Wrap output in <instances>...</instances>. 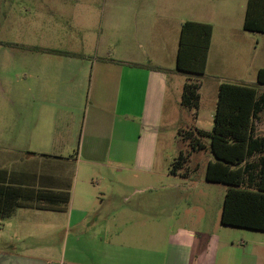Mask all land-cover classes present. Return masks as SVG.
Returning <instances> with one entry per match:
<instances>
[{
    "label": "crops",
    "instance_id": "crops-1",
    "mask_svg": "<svg viewBox=\"0 0 264 264\" xmlns=\"http://www.w3.org/2000/svg\"><path fill=\"white\" fill-rule=\"evenodd\" d=\"M58 1L23 7L34 12V41L8 42L26 48L0 46V186L67 191L69 199L35 200L24 192L13 199L0 213V264H264V234L241 228L227 237L230 226L219 220L222 203L207 222L211 190L205 178L146 181L141 189L129 179L101 198L105 167L115 164L118 173L154 169L148 160L168 72L135 66L145 64L135 58H175L176 65L181 24L208 23L205 70L219 84L244 83L247 71L256 79L264 68V32L243 28L247 0H100L94 10L84 0ZM256 6V19L264 21L263 0ZM58 12L75 13L61 31ZM58 42L81 45H51ZM91 42L94 51H86ZM107 43L118 53L103 51ZM155 187L160 195L133 197Z\"/></svg>",
    "mask_w": 264,
    "mask_h": 264
},
{
    "label": "trees",
    "instance_id": "trees-1",
    "mask_svg": "<svg viewBox=\"0 0 264 264\" xmlns=\"http://www.w3.org/2000/svg\"><path fill=\"white\" fill-rule=\"evenodd\" d=\"M264 2V0H263ZM256 0H247L243 28L264 32V21L256 19ZM211 36V25L196 21H184L179 30L175 69L169 70L148 63L133 65L162 72L185 74L181 104L193 105L197 100V77L205 69ZM0 46L26 48L27 46L0 40ZM31 49L40 48L32 46ZM50 53L82 56L68 51L46 49ZM101 59V58H100ZM256 87L246 83L222 82L218 86L215 110L210 130L194 128L196 136L190 138V149H208L212 160L206 164V180L226 185L220 209V223L230 227L264 232V132L258 133L255 121L264 112V68L256 74ZM207 139L208 143L202 142ZM182 154L175 160L170 173L182 166ZM185 176L186 173H181ZM58 199L67 203L69 193L45 190H24L15 186H0V213L5 214L12 200ZM8 207V208H7Z\"/></svg>",
    "mask_w": 264,
    "mask_h": 264
},
{
    "label": "rangeland",
    "instance_id": "rangeland-1",
    "mask_svg": "<svg viewBox=\"0 0 264 264\" xmlns=\"http://www.w3.org/2000/svg\"><path fill=\"white\" fill-rule=\"evenodd\" d=\"M72 1V0H71ZM204 1V0H203ZM85 3L91 5V10L98 8L100 0H84ZM58 3H63L61 0ZM73 3V2H71ZM33 0H0V40L5 41H34L35 34V18L34 12H24L25 5L32 6ZM102 4V1H101ZM95 14L91 13L90 23L93 26L95 22ZM75 13L73 12H58L56 14L55 22L58 24V30L70 23V18L73 20ZM73 17V18H72ZM185 17L194 18L192 12H186ZM55 47L60 49L77 48L81 44L62 42L53 43ZM116 45L107 43L104 50L110 53H118ZM86 51H94L96 44H85ZM141 57V58H137ZM136 61L143 63H163L168 67L175 68V58L155 59L143 58L139 55ZM151 59V60H150ZM186 75L182 73L169 72L167 81V91L163 106V113L159 124V132L155 145L154 155L149 158L148 162L154 165L153 171H125L118 173L115 169L117 166L112 164L101 170V198H108L109 192L112 191L119 182L131 179L136 180L137 188L141 189L142 182L153 181L154 185H171L173 182L184 179L203 180L205 168L208 160H212V154L208 149L194 150L190 149V138L196 136L194 128H199L196 124L197 119L203 121L204 129H209V123H212V117L215 110V103L217 99L218 84L222 81L220 78L211 76L208 69H204L202 76H198L197 100L193 105L184 106L181 104V94L183 83L187 80ZM242 80L249 86L256 87V79L253 73L247 71L241 75ZM211 121V122H210ZM255 129L260 134L264 132V112L259 113L258 119L255 121ZM207 145L208 140L202 139ZM185 158L182 166L176 169V173H170V169L179 155ZM181 173H186L185 176ZM118 186V185H117ZM211 190V200L205 212V218L208 223L213 222L215 212L217 213L222 203V195L226 189V185L222 183L210 182L208 186ZM122 193L129 195L131 190L128 188H121ZM160 189H153L143 195L136 193L133 197L138 198L144 195L153 194L160 195ZM109 204V203H108ZM107 205V204H106ZM229 230H244L238 227H229L227 229V237H229ZM237 232V231H236ZM247 232V231H245ZM252 232V231H251ZM260 234L264 232L260 231ZM255 234V233H252Z\"/></svg>",
    "mask_w": 264,
    "mask_h": 264
}]
</instances>
